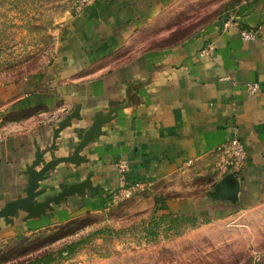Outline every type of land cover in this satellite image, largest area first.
<instances>
[{"label": "crops", "instance_id": "crops-1", "mask_svg": "<svg viewBox=\"0 0 264 264\" xmlns=\"http://www.w3.org/2000/svg\"><path fill=\"white\" fill-rule=\"evenodd\" d=\"M176 1L98 0L68 17L39 72L0 85V207L25 196L26 166L36 147L49 146L53 127L66 115L76 118L59 133L57 151L46 154L45 162L69 156L67 146H77L95 121H104L100 135L80 151L83 162L58 164L38 182L44 190L38 201L66 190L65 202L26 222L25 213L12 224L0 221V237L105 212L119 186L118 159L128 164V182H153L156 216L198 218L203 208L229 213L264 198V0L240 4L196 38L137 52L143 32ZM241 29H258L259 36L245 42ZM209 44L213 55L200 56ZM248 84L258 85L254 96L247 95ZM231 138L247 152L236 175L224 172L215 155ZM187 160L192 167H184ZM218 169L211 176L215 184L196 195L202 188L197 180ZM228 174L239 184L234 201L217 187Z\"/></svg>", "mask_w": 264, "mask_h": 264}, {"label": "rangeland", "instance_id": "rangeland-1", "mask_svg": "<svg viewBox=\"0 0 264 264\" xmlns=\"http://www.w3.org/2000/svg\"><path fill=\"white\" fill-rule=\"evenodd\" d=\"M247 1L177 0L143 32L136 51L196 38ZM73 2L0 0V85L39 72L52 58ZM216 173L197 180L196 195L215 184ZM154 201L152 182L141 194L105 205V212L0 237V264H264V198L229 213L203 208L198 218L173 222L155 215Z\"/></svg>", "mask_w": 264, "mask_h": 264}, {"label": "water", "instance_id": "water-1", "mask_svg": "<svg viewBox=\"0 0 264 264\" xmlns=\"http://www.w3.org/2000/svg\"><path fill=\"white\" fill-rule=\"evenodd\" d=\"M117 108L112 109L111 113H116ZM110 113V114H111ZM74 112L66 115L63 120L56 124V127L52 129V136L49 146L44 149L36 147L34 159L25 168V174L27 175V187L23 190L25 196L18 198L14 201H10L0 207V221H3L5 225L12 224L13 218H17L20 213H25L22 222L39 218L41 215H45V211H52L51 205H58L61 202H65L66 198L70 195L68 191L62 190L56 196L45 197L43 200L38 201L44 190H38V182L43 180V176L52 171L58 164L66 163L79 165L83 162L79 156L80 151L93 139L100 135V124L104 123L103 120H97L93 123L92 127L83 135L82 141L74 148L69 147L71 154L67 157L54 158L45 162V155L57 151L56 140L59 137V133L67 126L70 125V121L75 119ZM108 121V120H105ZM42 165V166H41ZM36 167H40L38 171ZM219 189L226 188L223 193L226 201H234L236 195L239 192V184L236 179L228 174L225 175L217 186ZM1 200V198H0Z\"/></svg>", "mask_w": 264, "mask_h": 264}, {"label": "built area", "instance_id": "built-area-1", "mask_svg": "<svg viewBox=\"0 0 264 264\" xmlns=\"http://www.w3.org/2000/svg\"><path fill=\"white\" fill-rule=\"evenodd\" d=\"M98 0H74L72 5V14L80 15L85 8L95 4ZM229 21L225 22L223 25L224 28H227ZM259 36L258 29H241L239 31V37L245 42L255 41ZM214 48L212 44L206 46L200 52V56H209L213 55ZM259 90L257 84H248L245 87L247 95L254 96ZM51 119H56V116H52ZM4 136L0 133V141H2ZM215 152L220 155L221 161L224 164L225 171H229L230 174L236 175V172H239L241 168L245 165L247 156L246 150L243 143L237 138H231L221 144H219ZM193 166L192 160H187L184 163L185 168H190ZM115 170L118 175L119 186L118 188L111 193V197L106 202V206L114 202H121L124 199H128L135 195L141 194L146 190H149L152 187V182L149 179L139 180L134 182H128L126 179V174L129 170L128 164L125 160L118 159L114 163Z\"/></svg>", "mask_w": 264, "mask_h": 264}, {"label": "trees", "instance_id": "trees-1", "mask_svg": "<svg viewBox=\"0 0 264 264\" xmlns=\"http://www.w3.org/2000/svg\"><path fill=\"white\" fill-rule=\"evenodd\" d=\"M167 216H171V217L173 216V217H172V218H173V219H172V222H173V220L176 221V220H179V219H186V218L188 219L189 217L195 219V217L190 216V215H167Z\"/></svg>", "mask_w": 264, "mask_h": 264}]
</instances>
